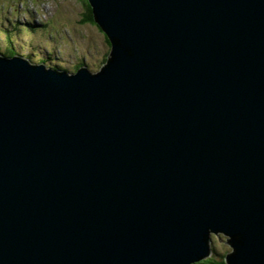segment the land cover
I'll list each match as a JSON object with an SVG mask.
<instances>
[{
    "label": "water",
    "instance_id": "water-1",
    "mask_svg": "<svg viewBox=\"0 0 264 264\" xmlns=\"http://www.w3.org/2000/svg\"><path fill=\"white\" fill-rule=\"evenodd\" d=\"M87 1L98 72L0 55V264H264V0Z\"/></svg>",
    "mask_w": 264,
    "mask_h": 264
},
{
    "label": "rangeland",
    "instance_id": "rangeland-1",
    "mask_svg": "<svg viewBox=\"0 0 264 264\" xmlns=\"http://www.w3.org/2000/svg\"><path fill=\"white\" fill-rule=\"evenodd\" d=\"M86 14L82 0H0V55L13 51L33 64L69 73L81 66L98 72L111 44L96 23L85 20ZM227 239L223 233L213 236L218 258L233 250Z\"/></svg>",
    "mask_w": 264,
    "mask_h": 264
},
{
    "label": "trees",
    "instance_id": "trees-1",
    "mask_svg": "<svg viewBox=\"0 0 264 264\" xmlns=\"http://www.w3.org/2000/svg\"><path fill=\"white\" fill-rule=\"evenodd\" d=\"M86 6V10H87V14H86V18L85 20L87 21H90L91 23H95L93 21V15H92V9L88 3L87 0H82ZM7 56V55H6ZM214 251V249H213ZM216 253L214 252V255L209 258V259H206L202 262H199V263H196V264H200V263H205V264H226V261H225V257H221V258H218L217 255H215Z\"/></svg>",
    "mask_w": 264,
    "mask_h": 264
},
{
    "label": "flooded vegetation",
    "instance_id": "flooded-vegetation-1",
    "mask_svg": "<svg viewBox=\"0 0 264 264\" xmlns=\"http://www.w3.org/2000/svg\"><path fill=\"white\" fill-rule=\"evenodd\" d=\"M9 54H10V56H14V55H16V52L9 51L7 55L9 56ZM81 67H78L77 70L80 69Z\"/></svg>",
    "mask_w": 264,
    "mask_h": 264
},
{
    "label": "bare ground",
    "instance_id": "bare-ground-1",
    "mask_svg": "<svg viewBox=\"0 0 264 264\" xmlns=\"http://www.w3.org/2000/svg\"><path fill=\"white\" fill-rule=\"evenodd\" d=\"M226 261V260H225ZM227 264V263H226Z\"/></svg>",
    "mask_w": 264,
    "mask_h": 264
}]
</instances>
